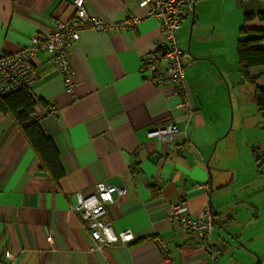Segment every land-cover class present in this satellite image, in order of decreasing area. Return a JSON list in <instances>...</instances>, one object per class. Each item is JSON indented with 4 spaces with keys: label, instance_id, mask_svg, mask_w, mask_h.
Here are the masks:
<instances>
[{
    "label": "crops",
    "instance_id": "obj_1",
    "mask_svg": "<svg viewBox=\"0 0 264 264\" xmlns=\"http://www.w3.org/2000/svg\"><path fill=\"white\" fill-rule=\"evenodd\" d=\"M254 7L255 0H196L186 14L179 46L193 56L185 61L189 113L172 86L153 84L141 70L160 35L149 8L141 0H85L89 16L106 23L141 20L122 32L82 31L69 53L73 95L50 54L33 58L35 116L60 152V183L41 169L12 116L0 114V264H264V174L245 157L230 158L224 143L234 101L241 104L232 89L240 30ZM75 13V0H0V54L30 47ZM170 124L178 128L171 141L149 135ZM100 181L127 191L104 220L136 238L92 250L73 206ZM175 201L192 217L210 209L207 240L168 219Z\"/></svg>",
    "mask_w": 264,
    "mask_h": 264
},
{
    "label": "built area",
    "instance_id": "obj_2",
    "mask_svg": "<svg viewBox=\"0 0 264 264\" xmlns=\"http://www.w3.org/2000/svg\"><path fill=\"white\" fill-rule=\"evenodd\" d=\"M76 13L72 20L59 21L47 33L32 38V45L18 53L0 54V95L8 94L20 88L30 89L39 74L33 58L39 53L50 54L58 72L68 84L67 90L73 95L71 76L70 48L81 38L82 31L94 30L97 33L122 32L134 29L140 22L138 16H130L120 22L109 24L99 18L89 16L85 0H75ZM142 7H148L150 15L159 19V37L154 48L143 60L141 70L146 79L156 85H169L175 94L181 97L182 107L192 112L185 78V61L192 60L190 52L179 47L178 33L187 13L195 7V0H141ZM54 112V111H53ZM178 133L176 124L157 128L149 133L159 140L171 141ZM127 191L106 182H98L93 191L85 195L79 204L73 206L74 213L84 222L92 241V250H101L105 245L117 242L130 243L136 236L131 231L117 233L112 224L104 217L115 196H125ZM168 219L177 223L178 228L189 232L198 242L207 240L215 227V219L210 209L206 208L197 217H192L184 201L172 202L168 207ZM163 249L164 240L158 239ZM170 258V256H168ZM207 264H218L213 258Z\"/></svg>",
    "mask_w": 264,
    "mask_h": 264
},
{
    "label": "trees",
    "instance_id": "obj_3",
    "mask_svg": "<svg viewBox=\"0 0 264 264\" xmlns=\"http://www.w3.org/2000/svg\"><path fill=\"white\" fill-rule=\"evenodd\" d=\"M240 33L242 38L237 44V59L241 83L254 85L255 105L264 121V88L257 83L262 75L252 74L253 70L264 68V11L246 14ZM35 106L36 101L28 88L0 95V114L12 116L35 152L41 169L58 184L65 176L60 152L44 130L40 119L35 116ZM254 153L257 170L264 174V151L259 154L255 149Z\"/></svg>",
    "mask_w": 264,
    "mask_h": 264
},
{
    "label": "rangeland",
    "instance_id": "obj_4",
    "mask_svg": "<svg viewBox=\"0 0 264 264\" xmlns=\"http://www.w3.org/2000/svg\"><path fill=\"white\" fill-rule=\"evenodd\" d=\"M254 10L255 12L264 11V0H255ZM179 34L180 32L178 33V38ZM237 70L235 69L236 77L233 79L235 86L232 89H234V100H241V104L238 105L234 101L236 103L235 110L237 111V117L233 121V116L231 115L229 128L232 131L229 132L228 128L227 133H229V136L224 143L226 147L230 148V158L236 155L243 161V157H245V162L248 166L250 167L252 165L254 167L253 169L257 170L254 150L256 149L259 154L264 151V147H262V145L264 146V121L255 105L254 85L242 84ZM257 83L260 87L264 88V75L260 77ZM230 84L233 86L232 82ZM250 159H252L251 164ZM246 163L245 166L248 167Z\"/></svg>",
    "mask_w": 264,
    "mask_h": 264
}]
</instances>
